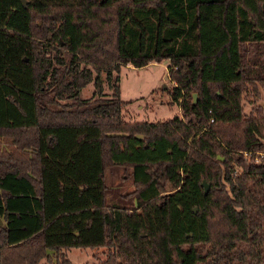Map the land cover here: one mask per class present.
I'll use <instances>...</instances> for the list:
<instances>
[{
  "label": "trees",
  "instance_id": "trees-1",
  "mask_svg": "<svg viewBox=\"0 0 264 264\" xmlns=\"http://www.w3.org/2000/svg\"><path fill=\"white\" fill-rule=\"evenodd\" d=\"M162 59L179 114L126 119L120 65ZM262 83L264 0H0V264H264Z\"/></svg>",
  "mask_w": 264,
  "mask_h": 264
},
{
  "label": "rangeland",
  "instance_id": "rangeland-1",
  "mask_svg": "<svg viewBox=\"0 0 264 264\" xmlns=\"http://www.w3.org/2000/svg\"><path fill=\"white\" fill-rule=\"evenodd\" d=\"M166 64L167 61L162 59L159 61H148V63L139 66H133L130 63H122L120 65L118 74L119 97L127 101L121 109L126 119L156 120L157 118H167L174 114H179L177 102L172 101L168 93L174 81L167 77ZM91 87V82L86 83L81 88V95L86 97L90 93ZM256 103H263L264 106V83L258 87L257 94L251 93L248 89L243 92L244 111H247L251 105ZM240 155L242 162H252V156L244 155L242 151ZM104 167L103 178L105 174V185L109 186V192H107L105 197V204H109L107 202H114L113 197L120 190L121 194L118 195L122 196V199L133 195L131 191L134 188V184H132L129 173L131 169L126 166V171H122L118 176L117 174L113 175L112 169L107 167V165ZM232 167L235 172L240 170V165L236 163H233ZM205 183L207 184V182ZM117 185H119L118 188L120 190L117 189ZM48 252L52 256V251ZM104 252L105 248L103 246L91 248L73 246L69 247L65 254L73 263L96 264L105 257ZM54 257L56 258L55 254L51 260L41 258L40 264H53Z\"/></svg>",
  "mask_w": 264,
  "mask_h": 264
},
{
  "label": "crops",
  "instance_id": "crops-1",
  "mask_svg": "<svg viewBox=\"0 0 264 264\" xmlns=\"http://www.w3.org/2000/svg\"><path fill=\"white\" fill-rule=\"evenodd\" d=\"M107 167H110V169H112V174L113 175L114 174L115 175L117 174L119 176L122 171H126V166H124V165L122 166V165H118V164H109V165H107ZM127 167L128 168H131L130 166H127ZM103 172H105V171L103 170ZM128 175H129V173H128ZM130 176H131V174H130ZM118 187H119V185H117V189L120 190ZM117 193L118 194H121V190L118 191ZM118 194H116L115 197H113L114 202H107V203H109L111 205H115V206H124V205L125 206H135L136 201H135V198H134L133 195H130V196L122 199V196H119ZM104 203H106V202H104ZM0 222L3 223L2 220H1V218H0ZM48 251H51V250H48ZM41 261L42 260H39V264H40Z\"/></svg>",
  "mask_w": 264,
  "mask_h": 264
},
{
  "label": "built area",
  "instance_id": "built-area-1",
  "mask_svg": "<svg viewBox=\"0 0 264 264\" xmlns=\"http://www.w3.org/2000/svg\"><path fill=\"white\" fill-rule=\"evenodd\" d=\"M212 119V118H209ZM242 154L252 156V162L264 161V149H245ZM232 172H235L232 170Z\"/></svg>",
  "mask_w": 264,
  "mask_h": 264
},
{
  "label": "water",
  "instance_id": "water-1",
  "mask_svg": "<svg viewBox=\"0 0 264 264\" xmlns=\"http://www.w3.org/2000/svg\"><path fill=\"white\" fill-rule=\"evenodd\" d=\"M20 1H21L22 4L25 3V0H20ZM192 95H193V98H194L195 97L194 92H192ZM201 183L203 185L204 191H206L207 190V187H208L207 184L203 180H201ZM195 209H196V206H194L192 208V211H194Z\"/></svg>",
  "mask_w": 264,
  "mask_h": 264
}]
</instances>
